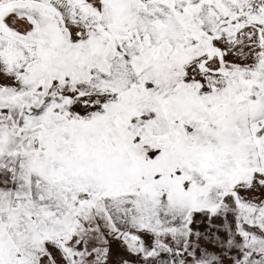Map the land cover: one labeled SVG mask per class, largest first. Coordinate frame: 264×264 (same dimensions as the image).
<instances>
[{
  "label": "flooded vegetation",
  "instance_id": "1",
  "mask_svg": "<svg viewBox=\"0 0 264 264\" xmlns=\"http://www.w3.org/2000/svg\"><path fill=\"white\" fill-rule=\"evenodd\" d=\"M70 1L84 8L81 18L88 19L93 15L98 24L102 23L104 30L97 33V43L95 32L91 35L88 30L81 39H73L65 45L58 26H41L39 18H26L29 28L17 33L23 32L27 39L37 41L33 48L22 43L25 49L32 51L27 68L33 71L16 89L0 95V160L12 158L5 169L8 171V167H12L13 176L20 182L16 190L11 187L7 192L0 191V264H11L6 255L8 249L12 251L27 244L35 247L37 253L33 255L37 264H61L63 256L66 260L69 258L71 264H76L70 252L83 253L84 241L75 243V228L63 221V216L68 218L70 211L65 189L72 184L73 178L83 177L86 171L111 192L117 189L129 191L139 185L143 192L167 193L168 198L177 193L179 202L185 203L188 199L194 204L199 201L200 207H205L206 200L214 195L213 190L221 188L224 183L248 178L255 172L264 174V9L257 10L253 5L244 7V3L237 0H223L222 4L227 6L224 18L210 30L199 29V23L189 24L187 30L180 31L185 43L180 39L172 42V30H164V37L153 32L146 18L140 22L136 17L120 21L127 7L121 0ZM8 4L7 1L0 2V7L4 8L2 12L13 7ZM6 17L0 14V27L10 25L17 29L18 26ZM92 23L95 24L96 20ZM249 25L260 29L249 35L255 37L257 45L260 41L261 49L253 50L254 62L242 65L246 70L251 68L249 73L252 76L247 77L246 72L241 77L247 89L239 97L232 96L226 102L208 105L207 95L219 92L226 77L229 79L232 75V69L240 67L230 64L222 46L228 48V42L232 47L239 45L241 32ZM41 37L46 43L40 42L38 38ZM70 45L72 48L68 47ZM257 45L255 49L259 47ZM201 52L205 55L198 59ZM242 57L241 60L246 56ZM197 62L207 65V76L212 79V84L211 80L206 82L207 90L198 88L196 79L188 75L190 66ZM139 65L164 70L168 74L163 90L166 96H170V90L179 96L184 92L182 98H162L161 108L171 107L170 114L154 104L146 106L156 97L150 93L153 87L151 90L149 84L155 85L151 77L132 82V88L138 91L130 97L120 99V93L113 92L107 98L111 101L102 106L99 114L91 113L87 117V112L78 110L77 104L84 102L81 83L95 79L93 70L111 74L115 69L118 73L121 69L133 70ZM228 87L230 90V85ZM186 88L200 94L186 93L190 91H185ZM110 103L113 105H108ZM220 109H228L231 114L224 113L219 123L196 115L197 112H209L216 116ZM96 110L97 107L88 112ZM146 112L159 114L155 117L162 120L152 119L146 116ZM141 116L145 117L134 121ZM233 118L235 125L232 123L231 128L225 130L226 134L239 129L238 139L243 138L245 127L252 125L257 118L256 127H261L262 136H254L249 142L240 140L233 146L225 140L219 146L202 147L200 140L205 129L212 125L222 127L224 120L225 126L226 121L233 122ZM191 127L201 134L190 135L188 129ZM89 128L95 135L85 139L84 133ZM150 141L158 148L156 156L137 157L136 153ZM250 144L254 146V156L250 159V167L244 168L235 153ZM118 152L121 154L117 155ZM123 152L128 155L123 156ZM218 152L227 155L231 167L219 171L214 163L210 165L213 155ZM196 161H200V166ZM222 161H217L218 167L225 162ZM95 170L99 173H94ZM191 171L199 173L200 183L191 178ZM27 182L30 185H25ZM56 205L63 211L57 213L58 216L53 213ZM47 214L52 217L47 218ZM29 231L31 236L26 237ZM135 232V228H130L127 238L112 237L108 241L102 239V243L90 244L93 258L101 252L97 264H140L145 257H151L154 239H146L143 243ZM44 235L53 237L41 240ZM79 260L80 264H93L84 261V257Z\"/></svg>",
  "mask_w": 264,
  "mask_h": 264
},
{
  "label": "rangeland",
  "instance_id": "2",
  "mask_svg": "<svg viewBox=\"0 0 264 264\" xmlns=\"http://www.w3.org/2000/svg\"><path fill=\"white\" fill-rule=\"evenodd\" d=\"M3 1L9 3L7 6L13 7L10 8L12 10L8 9L7 12H2L1 10H4V8L0 7V14L7 16L6 19L8 18L10 22L13 21L12 23L18 28H13L10 25L2 28L7 30L6 34L9 36H18L21 43L29 44L30 48H33L34 44L37 43L36 39L31 41L29 38L27 39L23 32L17 33L21 29L27 30L29 28L26 21L28 19L26 18H31V20L32 18H39L38 21L41 26L48 24L58 26V33L65 41V45H69L73 39H81L88 30L91 35L95 32L96 44L97 33L104 30L102 23L101 25L98 24L97 18L93 17V15H89L88 19L81 15V18L80 14L84 13V8L70 0H0V2ZM221 1L223 0H121L122 4L124 3L127 7L119 20L136 17L137 22H140L143 18H146L145 21L153 28V32L156 31L164 37V30L167 31L169 29L174 33V36H171L172 42L177 39L185 42L186 40L180 37V31L187 30L189 24L199 23V29L207 28L210 30L218 23L219 19L224 18L225 7L227 6L222 4L223 2ZM237 1L244 3V7L253 5L257 10L264 9V0ZM89 14L92 13L90 12ZM92 20H96V23H92ZM9 21L8 23H10ZM93 24L95 26L91 27ZM13 29H16V31L13 32ZM258 30L260 29L256 25H249L241 32L239 45L232 47L231 42H228V48L222 46L225 52L227 51L230 64L240 67L232 69V75H230L229 79L226 77L219 92L206 94L208 96V105L217 104L219 101L226 102L232 96L239 97L242 91L247 89L241 77L246 72L249 74L247 77L252 76L249 73L251 68L246 70L242 65L254 62L252 59L254 51L261 49L260 41L258 43L259 47L255 49V45H257L255 37L251 36L249 38L247 35L250 33L252 35ZM38 39H40L41 43H46L42 37ZM188 39L190 38L188 37ZM190 41L192 40L190 39ZM247 42L249 43L248 45H246ZM219 43L224 45L223 42ZM6 46L9 53L7 63L10 66L19 67L24 61H29L32 58V51L30 52L29 49H25L26 52H24L22 48L20 49L13 42H8ZM68 47L72 48L71 45ZM239 49L242 50L241 53H245L246 57L243 60L232 62L230 60L232 53ZM198 55L197 58L200 59L205 54L201 52ZM205 69H207V65L197 62L190 66L188 75L196 79L198 88L207 90L209 88L206 82L211 80L212 84V79L207 76ZM32 71V68H26L24 74L15 82L13 81L15 79L13 77L9 78L7 74H4L3 77L8 78L5 81L14 82L15 85L11 89H16L31 75ZM112 71L114 72L111 74H101L93 70L95 79L86 84L81 83L84 89V102L77 104V108L79 111L87 112V117H90L91 113L100 112L102 106L111 101L107 98L112 96L113 92L117 91L120 93V99L132 96V93L138 90L132 88L131 83L143 81L147 77H151L155 82V85L149 84V87L151 90L153 87L150 93L156 97L147 102L146 106L154 104L161 110L163 106L162 98L171 99L179 96L178 93H173V90L169 91L170 96H166V92H163L168 77L164 70L140 67L139 65L134 66L133 70L121 69L118 73L116 69ZM232 79L234 80L232 81ZM117 80H119L118 83L116 82ZM228 85L231 87L230 90H228ZM185 91H188L186 93L189 94H200L190 88H186ZM184 96L185 94L182 92L179 98ZM108 105H113V103ZM238 106L240 107L241 105ZM96 107L97 110L95 112H88ZM171 109V107L167 109L164 107L162 110L168 111L170 114ZM224 113L231 114L228 109H220L216 116L209 112H197L196 115L210 118L219 123L223 119ZM233 114L236 115L237 113L234 112ZM146 116L157 121L162 120V118L160 120L155 117L159 116V114L146 112ZM143 117L145 116L136 117L134 121L142 120L140 118ZM226 122L227 125L225 126L224 120L222 127L212 125L204 130L206 133L201 136L200 140L202 147L219 146L221 141L225 140L233 146L240 140L249 142L254 136L259 138L263 134L261 127H256L258 125L257 118L252 125L245 127L243 138L239 139L237 135L239 129L236 132H231L233 131L231 130L230 134L225 132L227 128H231L230 125L232 123L235 125L234 118L233 122L230 119ZM169 125H172L171 121H169ZM88 130V132L84 133L85 139L95 135V132L90 128ZM188 131L190 135L201 134L193 127L188 129ZM100 134L102 133H97V135ZM253 151L254 146L250 144L245 150L235 153L239 161H241L242 167H250L252 163L250 159L254 156L252 155ZM126 152H123V156L128 155ZM157 153L158 148L153 141H150L145 143L136 154L137 157L146 156L151 158L155 157ZM120 154V152L117 153V155ZM1 160L0 191L7 192L11 187L16 190L20 187V182L15 179L17 178L16 176H13L12 167H8V171L5 169L7 164L12 161V158L3 157ZM217 161L218 163L219 161L223 162L221 167L217 166ZM213 163L219 171L226 170L232 166V162H227V155L223 154V152L213 155L210 165ZM196 164L199 165L200 161H196ZM1 172L4 173L2 174ZM94 173L99 172L95 170ZM190 174L192 179L198 183L201 182V177L197 171H191ZM28 177L32 178V176ZM11 179L15 180L11 181ZM71 183L65 189L66 198L69 199L70 211L68 218L63 216V221L69 223V227L75 228V243L78 244L80 241H84L83 253H78L76 250L70 252L76 264H80L79 259L82 257H84V261H91L93 264H97L101 252L93 258L90 244L102 243V239L108 241L112 237L127 238V232L130 228L136 229L135 233L142 239L143 243L146 239H154L155 241L152 256L145 257V260L140 261V264H264V248L262 247L264 245L263 173L255 172L248 178L232 181L231 184L224 183L221 188L213 190L214 195L206 200L205 207L198 206L200 204L199 201L193 204L188 199H186L185 203H181L177 193H173L168 198L167 193L155 195L154 193L143 192L140 190L139 185L129 191L117 189V191L111 192L96 177L88 176L87 171L83 177L73 178ZM25 185H30V182L25 183ZM237 187L238 189L236 190L235 188ZM62 208L64 210V205ZM53 213L58 216L59 214L57 213L62 214L63 211L59 205H56ZM46 217L50 218L52 215L47 214ZM60 223H62V220ZM28 236H31L30 231L29 233L27 232L26 237ZM52 237L44 235L41 240L52 239ZM126 242L129 245L130 241L127 240ZM95 247L97 248V246ZM6 249H8L7 245ZM34 252L37 253L35 247L27 244L24 247L14 248L12 251L8 249L6 255H8V261L11 264H37L33 255ZM11 253H14L12 258ZM260 255L261 260H259ZM61 258V264H71V261L69 262L68 260L69 258L67 260L64 256ZM100 258L102 259V256Z\"/></svg>",
  "mask_w": 264,
  "mask_h": 264
},
{
  "label": "crops",
  "instance_id": "3",
  "mask_svg": "<svg viewBox=\"0 0 264 264\" xmlns=\"http://www.w3.org/2000/svg\"><path fill=\"white\" fill-rule=\"evenodd\" d=\"M5 33V34H4ZM247 37L251 38V35H247ZM8 42H13L16 44V46H18L20 49L22 48L24 52H26L24 46L22 45L21 41L19 40L18 36H9L8 34H6V32H4L1 28H0V95L7 93L9 90H13L11 89V87L14 84V82L19 79V77L24 73L25 69L27 68L28 65V61H24L23 64L19 67L16 66H10L7 63V58L9 56L8 53V47L6 46V44ZM249 43L247 42L246 45H248ZM245 45V46H246ZM247 48V47H246ZM242 50H237L234 51L232 53V57L230 58V60L232 62H236L237 60H240L241 57L245 54L241 53ZM12 56H14V54H12ZM4 74H7V76L13 77L14 82H8L5 81V79L8 78H4Z\"/></svg>",
  "mask_w": 264,
  "mask_h": 264
},
{
  "label": "water",
  "instance_id": "4",
  "mask_svg": "<svg viewBox=\"0 0 264 264\" xmlns=\"http://www.w3.org/2000/svg\"><path fill=\"white\" fill-rule=\"evenodd\" d=\"M1 28V27H0ZM4 32H6L7 33V30H5L4 28H1ZM9 32V31H8Z\"/></svg>",
  "mask_w": 264,
  "mask_h": 264
}]
</instances>
